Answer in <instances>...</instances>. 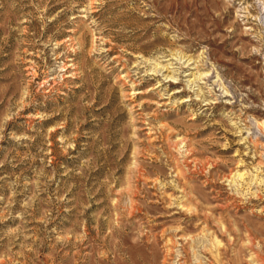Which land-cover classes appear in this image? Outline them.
<instances>
[{"label": "rangeland", "instance_id": "374dc122", "mask_svg": "<svg viewBox=\"0 0 264 264\" xmlns=\"http://www.w3.org/2000/svg\"><path fill=\"white\" fill-rule=\"evenodd\" d=\"M0 264H264V0H0Z\"/></svg>", "mask_w": 264, "mask_h": 264}]
</instances>
